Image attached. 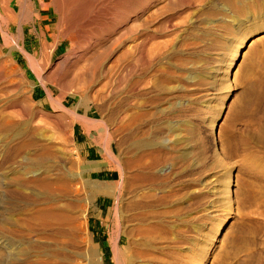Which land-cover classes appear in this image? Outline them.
I'll list each match as a JSON object with an SVG mask.
<instances>
[{
    "label": "rangeland",
    "instance_id": "1",
    "mask_svg": "<svg viewBox=\"0 0 264 264\" xmlns=\"http://www.w3.org/2000/svg\"><path fill=\"white\" fill-rule=\"evenodd\" d=\"M145 1L140 0L141 3ZM202 3L200 8L197 0L191 2L190 15L199 21L198 29L204 30L201 38L193 39V45L204 59L203 76L193 80L183 78L182 91L171 93V101L178 94L180 109L176 117L179 124L175 126L177 132L189 138L193 160L167 164L164 168V185L174 194L162 210L169 212L167 221L172 229L160 228L156 235L163 238L157 241L160 246L163 244L161 248L172 247L181 255L173 259V264H264V31L250 39L236 71L233 72L234 67L229 71L233 42L241 34H248L258 26L264 27V22L255 24L258 15L264 16V0H204ZM82 9L76 29L83 31L82 21L90 16L100 19V12L89 5ZM115 11L111 12V19L110 16L102 17L101 24L88 33V36L92 35L89 44L82 47L76 42L72 44L68 38L58 40L54 46L58 51H51L47 56L40 50L44 39L34 20L25 21L19 40L6 44L0 36L2 68L6 72H15L14 76L0 82V252L7 255L5 260L0 259V264H82L79 254L85 252L87 245L85 220L79 217L77 208L58 217L66 208L55 209L53 206L60 202L53 199L51 203L47 199L59 197L61 192L67 196L78 192L82 197L85 190L76 182H71L73 189L71 185L66 186L65 175L56 170H36L38 155L44 151L42 145L56 144L67 150L64 154L69 161L67 166L73 162L76 165L75 147L84 162L101 160L107 141L104 135L99 138L104 133L103 124L112 123V117L121 112L114 144L109 142L117 162L102 167L103 172L98 177L108 178V173L117 172L123 182L120 188L123 197L126 181H129L127 177L135 178L134 173L140 168L134 166L135 163L138 164L139 158L149 156L127 147L134 138L128 126L138 123L144 115L130 111L125 116L128 110H122L126 88L120 86L119 97L113 99L106 86L112 77V73L108 76V70L126 41L125 32L118 34L125 26L124 16L114 17ZM17 29V24H13V33ZM75 33L81 35L78 31ZM92 50L100 55L99 62L90 81L79 84L81 94L89 92V104L86 111L78 110L82 113L78 116L71 113L78 109L77 93L67 84L68 78L57 73L52 62L60 61V57L70 51L86 55ZM28 54L37 58V70L26 63ZM123 63L117 66L118 71ZM47 76L51 78L47 80ZM16 85L19 89L11 91ZM8 96L27 97L28 103L33 104L32 110H38V113L33 114L31 121L23 119L17 113L18 106L6 107ZM162 97L158 103L166 107L170 95ZM220 109L221 116L218 117L216 113ZM176 118L173 115L164 119ZM214 118L217 119L213 127L211 119ZM99 122L98 129L88 125ZM173 132L168 133L171 139ZM72 138L76 143L73 144ZM168 144L165 153L154 149V155L160 156L163 162L167 156L176 154V148L171 142ZM95 176L90 173L92 179ZM225 183H230L232 189L229 197L221 191ZM176 201L179 204L173 203ZM228 201L232 206L230 219L223 232L217 235L215 245L209 248L208 256L202 259L218 221L228 211ZM120 208L127 214L124 203ZM111 212L108 213L107 197L103 195L89 207L87 225L95 242L107 241L108 227L115 226ZM176 212L188 215L184 223L178 222ZM16 241L29 246V251L34 242L39 247L31 255H15ZM44 241L49 242L48 249L42 247ZM109 260L110 256L106 254L104 264ZM170 260L169 257L164 260L156 257L153 261L171 264Z\"/></svg>",
    "mask_w": 264,
    "mask_h": 264
},
{
    "label": "bare ground",
    "instance_id": "2",
    "mask_svg": "<svg viewBox=\"0 0 264 264\" xmlns=\"http://www.w3.org/2000/svg\"><path fill=\"white\" fill-rule=\"evenodd\" d=\"M193 1L146 0L141 3L140 0H0V36L2 40L6 44L16 39L19 40L25 21L34 20L38 22L36 23L38 25L36 29L40 28V37L44 39L40 50L46 56L51 51H58L54 48L58 40L68 38L72 44L76 42V45L79 44L78 46L81 45L82 47L89 44L92 35L88 36V33H91L92 28L101 24L99 20L102 17L109 18L110 16L111 19L113 17L111 12L115 9L114 17L124 16L125 26L118 30V34L125 32L126 41L121 53L114 58V65L108 70V76L112 73V77L106 83V86L113 99L119 97L117 91L120 86L126 88L125 108L122 110H128L125 112V116L130 111L144 115L138 123L128 126L130 135L134 138L127 147L128 149L131 147L137 152H146L149 155L147 158H139L137 160L139 161L138 164L135 163L134 166L140 168L134 173L135 178L127 177L129 181H126L125 197L120 195L123 182H120L117 172L108 173V178L106 176L104 178L98 177L99 174H102L100 172H103L102 167L117 162L113 145L110 148L109 142L114 144L115 128L117 130L119 127H116V123L117 120L121 119V112L112 117V123L103 124L104 133L100 134L99 138L106 136L107 141L104 143L105 147L103 148L104 152L101 160L84 162L80 157L78 147H75L74 154H76L77 162L76 165L74 162L71 163L69 165L71 167H69L67 166L69 161L66 160L67 157L64 155L67 150L56 144L42 145L44 151L38 155L37 164L39 165L36 170L41 169L43 172L56 170V172L65 175L66 181L64 183L66 186L70 187L71 185L73 189L74 185L71 182H76L86 191H84L82 197L78 192L69 196L61 192L59 197L52 198L50 196L47 199L51 203H53V199L60 202L59 205L53 206L55 209L66 208L60 212L58 217L69 213L70 209L77 208L80 212L79 217L85 220L87 245L85 252L79 254L82 264H104L103 257L106 254L110 256L108 264H158L153 261L156 257L163 260L165 257H169L171 259L169 263L173 264L177 256H181L175 253L176 251L172 247L161 248L163 244L161 243L162 246H160L157 239L163 237L156 234L160 233V228L165 231L172 229L167 221L169 212L162 210V207L168 205L169 197H173L174 194L171 193L172 191L168 186L164 185V168L167 164L173 165L177 162H185L187 159L193 160L191 155L192 145L189 138L177 132L175 126L179 124V118H176L180 111L178 94L174 96V101H171L173 98L171 93L182 91L180 83L183 82V78L193 80L203 76L202 61L204 59L199 49L193 45V39L195 37L201 38L204 30L198 29L199 21L190 15ZM197 1L201 8L204 0ZM119 4L124 5L120 6ZM87 5L96 8L100 12V19H93L92 16L85 19L82 21V31L76 29L77 18L82 14L83 6ZM255 22V24L263 23L264 16L258 15ZM15 23L18 29L13 33L11 28ZM263 28V26H258L248 34H241L233 42L230 51L229 61H231V66L229 71L232 70V67H234L233 72L236 71V67L239 65L238 60L246 52L250 39L255 34L264 31ZM77 31L81 35H77L78 33H75ZM19 48L21 49V46ZM63 55L60 57V61H53L52 65H56L57 73L61 77L68 78L67 84L72 86L71 88L77 93L76 108L78 109L71 113L81 116L80 111L87 110L89 92L81 94L78 91L81 86L79 84L90 81L94 69L98 65L100 55L94 50L86 55L83 52L77 53L75 51ZM122 61L124 63L120 69L121 71H118L117 66ZM26 63L37 70L39 62L35 56L28 54ZM2 67L0 62V82H4L15 75L14 71L6 72ZM39 73L40 69H38V75ZM50 78L51 76L46 77L47 80ZM174 80L177 83L173 84ZM18 89L19 87L16 85L15 88L12 87L10 90L15 92ZM164 94L170 95L166 107L160 106L158 103L162 100ZM207 100H209V97H207ZM6 101V107L18 106L17 113L25 120L31 121L33 114L38 113V110H32L33 104L28 103L30 100L27 101V97L20 99V96H8ZM221 109L216 113L218 117L221 116ZM173 115H175V120L164 119L165 116L170 117ZM158 117L160 120H157ZM216 119H211L213 127L216 124ZM9 123L12 128L13 124ZM100 124L99 122L88 125L98 129ZM90 131L91 129H89ZM169 132H173V139L168 137ZM72 142L73 144L76 143L74 139ZM169 142L176 148V154L167 156L163 162L160 156L154 155V149L157 148L165 153V149L169 148ZM91 172L96 175L94 179L90 177ZM52 174L55 173L52 172ZM156 180L157 183H155ZM231 190L230 183H225L221 191L224 192L225 197H229ZM168 193H171V195ZM101 195L107 197L108 213L112 211L111 215L115 226L108 227L107 241L101 243L97 241V243L90 236L87 214L89 207ZM122 203L127 206V214L123 213L120 208ZM173 203L179 204L177 201ZM227 208L228 211L220 218L215 232L211 235L202 259L208 256L209 248L215 245L217 235L223 232L226 222L230 219L232 209L230 201H228ZM47 211L52 213L50 208H47ZM177 211L182 210L177 208ZM174 215L180 223H184L188 216L180 212H176ZM70 218L76 219V217ZM102 229L104 230V227ZM170 234L172 235V230ZM16 242L18 244L14 248L15 255H31L39 247L34 242L29 251L30 247L26 246L25 243ZM42 243V247L48 249L49 242L44 241ZM6 257V252L1 251L0 259L5 260ZM9 258L11 257L7 259Z\"/></svg>",
    "mask_w": 264,
    "mask_h": 264
}]
</instances>
